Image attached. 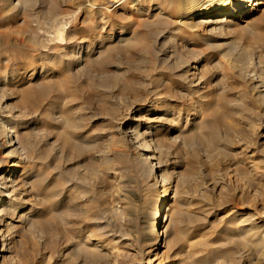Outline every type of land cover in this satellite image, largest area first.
Returning a JSON list of instances; mask_svg holds the SVG:
<instances>
[{"label":"rangeland","instance_id":"obj_1","mask_svg":"<svg viewBox=\"0 0 264 264\" xmlns=\"http://www.w3.org/2000/svg\"><path fill=\"white\" fill-rule=\"evenodd\" d=\"M6 1L0 0V73L11 69L9 56L24 66L14 75L24 80L2 87L0 116L16 128L22 165L30 169L27 184L17 179L21 207L36 214L23 225L11 222L16 227L3 235L0 264H148L147 249L155 252L151 264H264L261 12L196 31L150 26L133 14L111 22L122 36L76 60L99 25L75 18L67 40L39 56L25 42L13 44L31 23L28 11H7ZM33 1L34 12H48L52 2L51 13L72 16V0ZM45 58L56 65L40 73L35 64ZM137 119L140 133L154 127L153 142H140L173 197L159 248L146 240L159 184L127 129ZM27 132L35 153L24 162Z\"/></svg>","mask_w":264,"mask_h":264},{"label":"bare ground","instance_id":"obj_2","mask_svg":"<svg viewBox=\"0 0 264 264\" xmlns=\"http://www.w3.org/2000/svg\"><path fill=\"white\" fill-rule=\"evenodd\" d=\"M49 4L50 8L47 7V9L50 10L48 12H44L42 10L34 12L33 9L36 6L38 7V4L33 0H15V2L12 0H7L5 2L4 7L7 9V11H20L21 15L24 11L29 12L28 17L31 27H26V29L23 28L21 32L18 33L20 38L15 39L13 44L15 45L17 42V44L23 46L25 42L29 45L33 52H36L40 56L41 52H47L44 48H47L49 51V47H54L56 43L61 42L64 39L67 40L68 35H70L69 30L73 28V23L75 24V18H80L83 15L82 20H79L81 23H85L86 26H90L92 28H94V25H99L100 29L94 37H92L83 47L80 48L79 52H76V54H79L77 59L75 58L76 56L73 57L76 60L82 58H84V60L91 59L90 57L100 50L101 45L104 44L108 38L122 36V32L119 30L120 28H117V31H119L116 32V30L114 31V29L110 27L111 22H118L119 20L125 21L128 18H131L133 14L144 16V24L150 26H160L165 22L174 27V29L180 31H196L198 27L208 26L212 27V30H219L227 25L244 20L255 12H261V18L264 19V0H72L73 9L70 8L73 10L71 13L72 16L67 18L62 17V13L61 16H57L59 14L56 12L51 13L50 11L54 8L55 3L50 2ZM136 19L139 18L136 17ZM9 41L10 39L7 37L6 44H8ZM74 41L76 42V40ZM77 44H79V42ZM39 50L40 52H38ZM235 53H239V51ZM238 56L240 57L241 55ZM2 57H6V54ZM48 59H46L45 63L43 64L36 63L35 68H40V70H42L45 69V65L50 67L53 64L56 65L54 61L51 63ZM241 59L246 61V56H241ZM7 61L13 62L11 64V69L9 68L10 70L8 69L7 71L0 73V81L1 79L4 80L3 83H0V95H2V87L4 86L5 88L11 80H13L15 83H23L22 80H24V77L21 79H15L14 77L16 72L24 71V66H18L13 59L9 58V56H7ZM193 69L197 70V67L194 66ZM43 72L44 70H42L40 73ZM260 87L264 88L263 85ZM260 96L263 97L264 95L260 94L259 97ZM140 119L134 120L135 124L129 125L127 129L129 133H131L132 139L137 144V146L142 147L141 149L144 151V153L141 154V157L154 171L156 174L154 179L157 184H159L158 187L160 190L158 192H160V196L156 204H154L153 208L151 209V213L149 214L150 231L147 234L146 239L150 245L152 244L159 248L164 244V231L162 224L164 222L167 206L169 205L170 201H172L173 197L169 196V187H167L165 184V178H163V175L160 174L157 169L158 163L152 162V160L155 159L153 153L150 151V149H148V145H145L142 142L143 140L140 142L144 136L148 137L149 144L153 142L151 133L152 130H154V127L147 125L146 128L140 133V122L142 121ZM33 136L34 135H32L31 132H27L24 135V149L28 152V155L23 157L24 162L25 160H31L32 158L29 155L35 153V147L32 141ZM0 138L3 140L0 144V163H3L0 164V258H4L3 254L6 252L7 248L4 244L5 240L2 239L3 235L4 233L7 234L6 232L8 231L9 227L13 229L16 227V225H12L11 222L16 220L18 226L19 224L23 225L30 221L29 216L35 215L36 210H34V208H22V205L19 201L20 198L18 196L20 192H18V184L22 181L17 179L23 178L24 185L27 184L26 180L27 177H29L30 169L25 165H22V143L17 135L16 128L10 124L6 116H0ZM262 138L264 139V135ZM210 139H215L214 132L210 134ZM23 183L21 185H23ZM45 198L48 200L49 197ZM263 227L264 225H261L258 228L261 230ZM110 236H114V234ZM116 244L117 242L113 243V245ZM149 250L147 249V252L143 255V257H145L148 264H151L152 260L148 259V256L153 255L155 252L153 253L152 251L153 254H151Z\"/></svg>","mask_w":264,"mask_h":264}]
</instances>
